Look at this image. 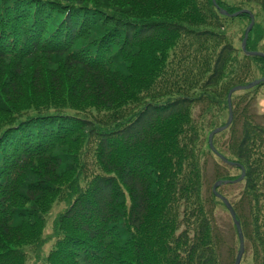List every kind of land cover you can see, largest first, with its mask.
<instances>
[{
    "label": "trees",
    "instance_id": "obj_1",
    "mask_svg": "<svg viewBox=\"0 0 264 264\" xmlns=\"http://www.w3.org/2000/svg\"><path fill=\"white\" fill-rule=\"evenodd\" d=\"M216 1L218 8L213 0H0V126L7 125L0 133V264H25V247L41 252L52 239L46 264H221L222 234L207 207L225 204L213 189L203 194L205 154L192 107L210 97L198 91L221 85L235 47L216 44L196 79L162 86L185 37L223 42L215 27L230 16L219 9L249 6L251 32L264 28V0ZM241 16L251 20L247 13L231 19ZM246 78L236 76L231 88ZM153 87L133 114L130 107ZM231 88L224 92L228 113ZM252 89L233 93V122L214 136L230 131L229 150L219 140L214 146L246 170L248 211L230 202L245 251L254 244L255 262L264 264V124ZM210 111L203 107L199 117ZM94 142L104 174L80 189L76 163ZM227 179L217 172L214 183ZM64 191L74 199L46 236V216ZM188 214L193 237L174 239L179 215Z\"/></svg>",
    "mask_w": 264,
    "mask_h": 264
},
{
    "label": "rangeland",
    "instance_id": "obj_2",
    "mask_svg": "<svg viewBox=\"0 0 264 264\" xmlns=\"http://www.w3.org/2000/svg\"><path fill=\"white\" fill-rule=\"evenodd\" d=\"M203 2H207V0H201ZM229 2H234L239 4L240 0H224ZM249 6H244V9H248ZM256 21V20H255ZM258 22L264 26V20L262 18H258ZM250 20L248 16L239 17L235 19L229 18H222L220 23H218L215 30L218 33H221L224 37L223 42H215V43H208L204 44V42H200L195 38L185 37L181 42L180 46L176 49L175 52L172 53L171 63L169 64V74L165 77L162 83V86L167 81L173 80H181V85L184 84V80H186V76L194 77L196 79L199 76V73L202 69V64L205 56L210 53L212 54V48L214 50L217 49L225 43V41L230 42L235 47L236 51L233 55V62L228 67L226 72V78L222 81L221 85L218 88L212 89L213 92L210 94L208 93L209 89H203L198 91V94H201L203 91L205 95L210 97L202 99L198 103H196L192 107V123L198 130L199 134V145L202 151L205 154L204 157V185H203V194L207 196L210 192L212 193L214 178L216 173L219 174H230V179L239 178L241 175V170L236 167L221 165V160L214 154L211 153L208 149L209 146V135L210 133L217 127V125L222 126L224 125L229 117V113L227 110V106L225 101L227 100L226 95L224 96V92L227 88H231L233 86L234 78L236 76H246L247 84L252 82L253 80L260 79L264 76V62L263 61H256L255 59H246L245 54L243 53L242 49V42L245 37V30L248 27ZM263 29V30H261ZM248 49L250 50H257L264 53V28L259 27L256 31L253 30L250 33V38L248 41ZM175 55V56H174ZM197 58V60H196ZM206 68V67H205ZM197 75V76H196ZM207 77V76H206ZM27 78V77H26ZM205 78V77H204ZM154 88L149 92L146 91L145 93L141 94L142 101L141 104L136 107L132 108V111L139 112L141 107L145 102L150 100V96L154 94ZM186 88V87H185ZM149 92V93H148ZM26 94L29 93V90L25 91ZM245 94V90H241L235 93V96H242ZM255 96V109L258 114V122L264 124V85L261 87H255L252 89V93L250 94ZM26 102L27 97L22 99L21 103ZM18 106L19 105H13ZM23 106V105H21ZM133 106V105H132ZM203 107H210L211 111L202 117H199ZM92 114H95L99 117V114L95 110H91ZM33 111H27L25 113H21L16 115V118L32 113ZM101 116H105L106 113L100 114ZM215 124V126L213 125ZM213 125V126H212ZM7 125L0 126V133L6 128ZM230 131H226L222 135H217L214 139V144L216 145L218 140L220 146L225 148V144L229 143L231 146L232 139L230 141ZM230 141V142H229ZM94 144L91 145V152L88 154L80 155V164L76 163V165L81 168L80 171V180L79 186L80 189H84L88 185H90L93 179L99 174H104V171L101 169L98 162H96V155L94 148ZM94 148V149H93ZM225 150H229L225 148ZM227 157L234 158L230 152H226ZM218 164V166H217ZM244 182H237V183H228L221 185L219 192L223 193L230 199L231 202L236 203L239 206L241 211H248V201L245 198V192L243 190ZM264 191V190H263ZM74 199L72 198V194L68 191H64L61 196L58 197L59 203H57L51 212L46 216V231L45 235H49L52 232L53 224L55 219L59 216V213H62L70 204V202ZM244 205L242 206V204ZM212 206V207H211ZM211 206L207 207V209H214V221L217 226L218 233L222 234V241L218 250L219 260L221 264H235L236 256L239 250V243L237 235L233 229V222L228 210L222 203H212ZM180 213H182L186 206H179ZM184 215H179L176 224L172 229V234L174 239L176 240H185L186 237L190 239L193 237V225H192V218L191 214H188L186 217ZM55 239H52L43 246L41 252H38L33 247H25L26 250V258L25 264H46L44 259L51 250ZM251 247L247 246L241 264H256L255 262V255H254V244H250Z\"/></svg>",
    "mask_w": 264,
    "mask_h": 264
},
{
    "label": "water",
    "instance_id": "obj_3",
    "mask_svg": "<svg viewBox=\"0 0 264 264\" xmlns=\"http://www.w3.org/2000/svg\"><path fill=\"white\" fill-rule=\"evenodd\" d=\"M213 3L215 6H218L216 0H213ZM220 8V7H219ZM221 12L224 14V15H229V16H238V15H241V14H244V13H247V14H250V17H251V22L249 24V26L247 27L246 29V32H245V38L243 40V43H242V47L244 49V51L249 54V55H259V56H263L264 57V53L262 52H259V51H248L247 50V41H248V38H249V33L250 31L252 30L253 26H254V22H255V18H254V15L249 11V10H241V11H238V12H235L233 14H230L229 12H227L226 10L224 9H220ZM264 82V76L261 78V79H257V80H254L253 82L247 84V85H239V86H236L234 88H232L228 94V103H229V119L227 121V123L224 125V126H221V127H218L216 128L215 130H213L210 134V138H209V141H210V146L212 148V150L224 161V162H227L229 163L230 165H236V166H240L242 168V174L239 178H237L236 180H220L218 182L215 183L214 187H213V191L214 193L216 194L217 197H219L223 202L224 204L226 205L227 209L229 210L231 216H232V219L234 221V224L236 226V229L238 231V235H239V241H240V248H239V252L237 254V258H236V261H235V264H240L241 263V260H242V257H243V254H244V249H245V241H244V234H243V230H242V227H241V224L237 218V215H236V211L234 210L233 206L231 205V203L229 202V200L223 196L222 194H220L217 189L218 187L223 184V183H230V182H239V181H242L245 177V169L242 165H240L239 163L237 162H232V161H228V159L226 157H224L223 155H221L217 150L216 148L214 147L213 145V137L216 133H219L223 130H225L226 128H228L231 123H232V120H233V111H232V100H231V97H232V94L235 92V91H239V90H245V89H250L260 83Z\"/></svg>",
    "mask_w": 264,
    "mask_h": 264
}]
</instances>
